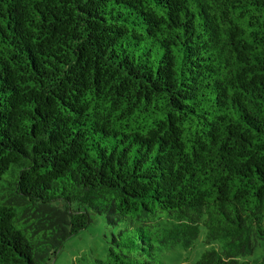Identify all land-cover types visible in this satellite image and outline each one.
<instances>
[{"label":"trees","instance_id":"16d2710c","mask_svg":"<svg viewBox=\"0 0 264 264\" xmlns=\"http://www.w3.org/2000/svg\"><path fill=\"white\" fill-rule=\"evenodd\" d=\"M91 213L90 264H264V0H0V264Z\"/></svg>","mask_w":264,"mask_h":264},{"label":"rangeland","instance_id":"374dc122","mask_svg":"<svg viewBox=\"0 0 264 264\" xmlns=\"http://www.w3.org/2000/svg\"><path fill=\"white\" fill-rule=\"evenodd\" d=\"M91 219V223L85 229L80 230L63 244L52 264H90L93 257L104 256L106 247L103 235H107L111 229L115 231V228L107 226L103 222V217L95 213H91ZM200 235H203V231ZM195 243L191 249L193 251L183 249L179 245L160 251L163 264H179L184 258L191 261L197 259L200 252L207 247L201 244L199 239Z\"/></svg>","mask_w":264,"mask_h":264}]
</instances>
